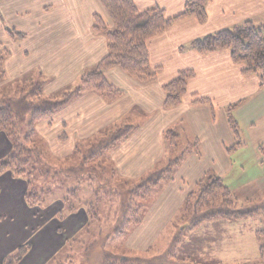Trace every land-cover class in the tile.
Instances as JSON below:
<instances>
[{
	"label": "crops",
	"instance_id": "1",
	"mask_svg": "<svg viewBox=\"0 0 264 264\" xmlns=\"http://www.w3.org/2000/svg\"><path fill=\"white\" fill-rule=\"evenodd\" d=\"M133 1L141 12L159 7L167 18H173L183 12L190 0ZM206 12V23L189 17L148 41L151 67L158 69L153 84L143 85L121 69L113 68L104 76L123 93L119 99L109 103L95 92H83L52 120L38 126L39 135L50 137L60 159L76 158L92 150L119 126L132 127L127 141L94 156L102 170L105 168L113 181L124 186L155 176L170 161L190 150L174 179L160 182L150 193L153 200L145 207L142 225L133 234H144L145 241L154 237L160 224L181 216L187 193L203 176L211 171L222 178L233 170L235 163L229 149L235 141L227 109L246 104L261 93L260 78L243 75L244 66L233 63L229 49L202 55L181 48L247 21L256 26L264 24V0H211ZM95 16L101 17L108 28L113 27L100 0H1L0 47L14 49L6 62L11 79L32 73L37 81L46 82L47 94L76 87L78 78L92 72L108 54L106 38L94 30ZM6 29L23 33L26 38L14 42ZM186 71L194 72L187 93L180 106L167 109L164 87ZM195 96L213 102L215 117L209 107L195 104ZM168 131L178 137L175 147H168ZM64 135L66 139L60 140ZM10 150L6 138L0 136V158ZM197 151L200 156L195 154ZM26 192L25 182L14 180L9 174L0 178V264L28 239H32V246L18 264H47L90 222L83 209L75 210L63 221H49L48 212L54 208L57 216L64 209L59 201L46 214H36V220L24 202Z\"/></svg>",
	"mask_w": 264,
	"mask_h": 264
},
{
	"label": "trees",
	"instance_id": "2",
	"mask_svg": "<svg viewBox=\"0 0 264 264\" xmlns=\"http://www.w3.org/2000/svg\"><path fill=\"white\" fill-rule=\"evenodd\" d=\"M210 1L190 0L181 14L167 18L165 11L159 7L139 11L133 0H100L113 22V27L108 28L101 17H94V30L102 34L108 43V54L95 69L83 75L76 87L62 92L57 98L46 96L44 92L46 82L40 80L26 90L19 91L15 98L8 97L0 100V132H4L13 145L11 154L0 160V177L11 172L15 178L27 181L30 189H33L35 174L38 172L36 169L41 163V157L34 145L37 125L63 111L83 92H95L109 103L119 99L123 93L111 85L104 76L113 68L121 69L143 85L153 84L157 79L158 69L151 67L148 41L162 35L175 23L189 17H195L201 24L206 23L208 20L206 7ZM6 32L14 42L26 38L25 34L14 30L6 29ZM186 49L202 55L229 49L233 63L244 66L242 74L256 75L261 80V87L264 85V24L256 26L252 21H247L232 29H224L196 39L182 47L181 51ZM10 54L9 50L0 47V82L6 78L5 62ZM193 78L194 72H181L174 81L164 87L167 109L181 105L187 93L188 84ZM195 104L209 107L215 117V106L212 101L195 96ZM240 105L241 103H238L227 109V121L235 141L229 152L241 146L239 124L234 117V112ZM27 121L26 130L23 131L26 133L23 136L21 128ZM132 133V127L119 126L91 152L96 156L103 150L117 148L127 141ZM65 139V135L61 137L62 141ZM165 139L169 148L177 145L178 137L173 131H168ZM190 153V150H187L181 157L170 161L166 169L140 181V184L134 188L137 190L131 192V203L123 215L126 218L120 221L116 229L119 238L124 239L142 223V216L139 217L142 206L137 204V200H146L152 189L160 182H171L184 163L186 155ZM195 154L201 155L198 151ZM33 196L30 190L27 202L31 207L34 206V203L30 201ZM73 196L76 197L75 193ZM85 208L89 219L97 218L95 205H87ZM67 211L69 215L75 211V208L69 206ZM180 214L182 222L184 221L180 231L184 235H189L203 224L219 220L231 222L252 219L259 215L264 219V204L258 206L254 202H249L240 205L231 189L223 183L222 178L210 171L187 194ZM66 217L61 214L58 219L63 221ZM263 235L264 230L258 231L257 239L260 240ZM176 240L173 249L168 252L171 257L175 254L174 248H177L181 241L180 238ZM29 250V245L20 248L16 254L7 257L4 264H18ZM260 257L264 260V245L260 247ZM112 260L113 258L106 259L110 264L130 262L129 259H124L123 262H112ZM136 262L145 263L138 259Z\"/></svg>",
	"mask_w": 264,
	"mask_h": 264
},
{
	"label": "rangeland",
	"instance_id": "3",
	"mask_svg": "<svg viewBox=\"0 0 264 264\" xmlns=\"http://www.w3.org/2000/svg\"><path fill=\"white\" fill-rule=\"evenodd\" d=\"M8 49L10 53V50H14ZM6 62V78L0 82V100L8 97L15 98L19 91L26 90L40 81H37L32 73L17 80L11 79ZM89 71L91 70L86 72ZM80 79L78 78L76 85ZM62 92L49 94L45 92V94L47 97L57 98ZM234 117L239 124L241 146L230 152L235 167L223 175L222 180L234 193L240 205L254 202L261 206L264 204V85L259 95L236 109ZM52 119L42 121L36 127L34 145L41 157V163L36 169L38 172L35 174L33 189H30L27 181L15 178L11 172L5 174L27 184L24 202L31 209L32 216L34 215L36 220L39 219L36 214L45 213L58 201L64 209L56 216V209L53 208L48 212L51 216L49 221L53 218L58 219L61 214L68 216L69 206L74 207L75 210L86 211L85 206L95 205L97 218H90L85 231L69 241L65 250L53 256L47 264H110L107 263V258H113L112 262H123L124 259H129L130 262L127 264H170L172 262L174 264H264V260L260 257L264 235L260 240L257 239V232L264 230V219L260 215L252 219L205 223L189 235H184L180 231L184 221L182 222L179 216L175 217L171 223L160 224L154 237L146 241L144 234L133 237L142 223L124 239L119 238L116 229L120 221L126 218L123 215L131 203L132 195L130 194L137 190L134 188L140 182L126 183L125 186L122 183L118 184V181L114 180V182V178L104 171L105 168L102 170L99 163L95 161V155L91 150L84 151L76 158L72 156L58 158L54 147L49 142L50 137L48 135L42 137L38 133V126ZM27 123L28 121L21 128L23 136L26 133L23 131L26 130ZM0 136L6 138L11 149L5 157L0 158L2 160L11 154L13 145L4 132H0ZM3 148L6 150L4 145ZM77 159L80 162H77ZM76 165L78 167H75ZM70 167L74 168L70 170ZM30 190L34 195L30 200L34 203L33 207L27 202ZM74 193L76 197L73 196ZM151 198L149 195L144 201L137 200V204L142 206L139 217L153 200ZM34 229L33 234L37 232ZM178 238L181 241L177 248H174L175 254L171 257L168 252L173 249ZM31 241L32 239H28L22 247L29 245L31 248ZM138 241H144V243H138ZM137 259L145 263H138Z\"/></svg>",
	"mask_w": 264,
	"mask_h": 264
}]
</instances>
